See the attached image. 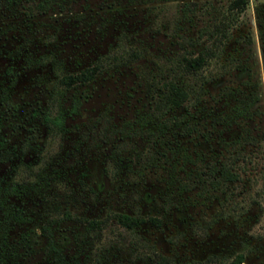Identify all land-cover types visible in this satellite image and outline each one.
I'll return each instance as SVG.
<instances>
[{"label": "rangeland", "instance_id": "obj_1", "mask_svg": "<svg viewBox=\"0 0 264 264\" xmlns=\"http://www.w3.org/2000/svg\"><path fill=\"white\" fill-rule=\"evenodd\" d=\"M40 1L0 0V264H157L154 251L170 264H220L240 251L241 264H264V0H248L220 58L202 76L185 77L203 87L197 116H208L201 129L211 132L206 140L196 131L178 134L194 158L200 150L206 161L228 157L221 137L242 131L255 137L234 166L240 179L209 192L190 179L199 162L172 168L176 160L161 157L145 165L138 153L152 142L138 120L152 111L161 83L178 77L173 60L208 42L229 0ZM134 49L139 56L129 63L74 88L57 87L66 72ZM223 86L257 91L252 109L259 111L228 128L211 125L235 102L220 95ZM190 95L168 115L198 112ZM52 97L56 109H65L59 128L42 118ZM172 169L188 186L168 183ZM63 210L72 216L53 229L57 255L40 227ZM116 211L158 216L161 224L130 230L110 219L90 231L77 219Z\"/></svg>", "mask_w": 264, "mask_h": 264}, {"label": "trees", "instance_id": "obj_2", "mask_svg": "<svg viewBox=\"0 0 264 264\" xmlns=\"http://www.w3.org/2000/svg\"><path fill=\"white\" fill-rule=\"evenodd\" d=\"M6 1L12 2L13 0ZM45 1L49 0H41L40 5H43ZM192 1L194 0H187L186 5H189ZM247 4L248 0L228 1L225 12L213 23L212 28L208 30V42L197 52L181 54L178 58L173 60L172 68L178 73V77L173 76L161 83L154 96L152 111L142 115L138 120L146 138L152 142L146 152L142 151L138 153L139 157H144L146 160L145 165H152L161 157L166 160L175 159L176 162L172 163V168H175L178 161L182 162V165L199 162L193 169H189V176L190 179L195 181L193 185L197 183L203 192L221 188L223 184L240 179V173L234 166L236 162L244 156L243 152L245 146L255 141V137L243 131L232 136L229 140L221 137L220 144L222 149H230L229 156L227 155L228 157L216 161H206L205 151L200 150L194 158L187 147L179 140L178 134L181 133L185 135L196 131L206 140L209 139L211 132L208 131V129L206 131L201 129L206 127L208 116H197L199 111L204 109L202 105L203 87L196 88L190 86L185 77L202 76L204 69L209 66L212 60L220 58L222 52L225 50V46L234 36L233 29L238 25L237 22L246 9ZM259 33L264 57V30L260 28ZM241 36L245 42H251L250 34L240 32L239 37L241 38ZM138 56L139 53L135 49L125 53L116 52L103 55L79 70L66 72L59 76L56 82L57 87L61 90H68L78 85L85 84L94 80L106 67L129 63ZM207 81L208 78H201V84ZM191 93L194 94L193 105L198 112L190 115L188 114L189 116L187 113L183 116L168 115L169 111L181 107L188 101L191 97ZM220 95L228 99L233 98L235 102H232L226 112L219 113L218 115L216 114L215 116L213 115L211 125L214 127L217 124H222L223 127L228 128L233 122L238 121V119L250 118L255 111H259L258 109H252L259 100L258 92L255 90L244 92L240 87L223 86ZM54 99L55 97H52V102L43 112L42 118L48 126L59 128L64 122L65 109L61 107L56 109L57 107L55 108L56 104ZM77 108L78 102L74 100L71 104L70 111L75 112ZM166 129H169L167 130L169 131V133L167 132L169 134L168 136L166 135ZM174 173L172 169L167 179L169 184L178 183L180 188L188 186V181L181 180ZM262 177L264 179V170ZM71 216V211L63 210L61 214L49 216L40 227L41 235L47 239L49 249L54 251L57 255H61V249L55 243L53 229L56 225H59L62 219H67ZM77 219L90 231L103 229L110 219H114L119 226L130 230L139 227L144 222H150L154 226H160L161 224V219L158 216H144L142 214H132L124 211L112 212L104 218L78 217ZM25 238H27V236L23 238L27 240ZM153 259L157 264H170V260L166 255L156 251L153 252ZM244 259L245 254L243 252H237L231 259L219 263L241 264ZM212 260L213 259H210L209 261ZM209 261H207V263Z\"/></svg>", "mask_w": 264, "mask_h": 264}, {"label": "flooded vegetation", "instance_id": "obj_3", "mask_svg": "<svg viewBox=\"0 0 264 264\" xmlns=\"http://www.w3.org/2000/svg\"><path fill=\"white\" fill-rule=\"evenodd\" d=\"M240 252H241V251H240ZM243 253H244V252H243ZM244 254H245V253H244ZM242 262H243V261H242ZM242 262H241V263H242Z\"/></svg>", "mask_w": 264, "mask_h": 264}]
</instances>
